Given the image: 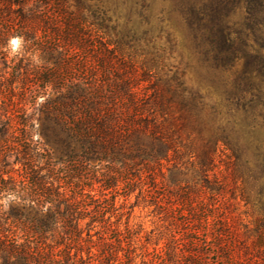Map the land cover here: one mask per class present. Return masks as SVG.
<instances>
[{
    "label": "trees",
    "instance_id": "trees-1",
    "mask_svg": "<svg viewBox=\"0 0 264 264\" xmlns=\"http://www.w3.org/2000/svg\"><path fill=\"white\" fill-rule=\"evenodd\" d=\"M14 35L46 56L23 69L44 99L15 121L0 70V264H113L121 234L101 261L82 247L120 184L183 230L161 262L264 264V0H0L5 65Z\"/></svg>",
    "mask_w": 264,
    "mask_h": 264
},
{
    "label": "rangeland",
    "instance_id": "rangeland-1",
    "mask_svg": "<svg viewBox=\"0 0 264 264\" xmlns=\"http://www.w3.org/2000/svg\"><path fill=\"white\" fill-rule=\"evenodd\" d=\"M239 19L240 13H235L233 16L234 22ZM252 45L256 49L260 48L261 50L258 44ZM262 55L264 56V52H262ZM5 56H7V65L4 64V60H0V70L2 71L5 69V66H9L8 73H14L13 76L9 75V78L11 76L10 79L15 81L13 84L15 87L14 91L6 92V95L8 97L10 96L8 98V106L14 113L15 121L19 119L25 120V116H30L34 113L38 104L44 98L38 97V84L34 78H30L31 76L26 77L23 69L30 70L28 72L29 75L34 74L35 71L38 73L39 69L45 68L46 66V56H44L42 51H34L32 49L25 51V45L23 54L11 56L7 52ZM33 57H35V60ZM0 59H2L1 55ZM15 64H17V68H20V72L18 73L12 69V67L15 68ZM111 66L113 69L121 70L132 67L133 64L131 62H124L123 64L121 59H114L110 64ZM241 69L242 66L238 67V70ZM4 76L8 77L7 74ZM259 81L263 82L262 87L264 88V78L262 79L260 77ZM39 87L42 86L40 85ZM9 92H11V95H9ZM220 151H222V148H220ZM219 156L222 160H226L222 153H219ZM88 178L94 179L90 173H88ZM92 188V194L96 195L97 191H99L98 185L93 184ZM143 189L141 185H136L133 192L126 193L123 190L122 184H120L117 187V193L108 196V198L114 199L116 209L112 214L109 213L111 210L103 214V218L110 223V233L107 234L104 241H98L95 236L92 237L91 243H85L83 245V251L90 249L93 256L101 261L103 258L102 252L106 250V245L113 241L112 239L116 232L118 235L121 234L124 236L125 240L115 244L114 247L120 249V251L117 253L118 257L116 258V262L113 264H165L161 262V259L165 258L169 253L168 248L165 247L166 241L173 233L177 237L182 235L183 230L177 224L178 222L175 223L170 216L159 214V211L152 202L140 194ZM160 193H163V191H160ZM103 204L106 206L108 202H104ZM225 212L231 228L236 235L242 237L244 227L249 225L251 220L247 209L241 202L237 201L231 202L226 207ZM175 253L176 255L170 264H185L186 260L180 256L179 248ZM210 263L215 264L214 262Z\"/></svg>",
    "mask_w": 264,
    "mask_h": 264
},
{
    "label": "clouds",
    "instance_id": "clouds-1",
    "mask_svg": "<svg viewBox=\"0 0 264 264\" xmlns=\"http://www.w3.org/2000/svg\"><path fill=\"white\" fill-rule=\"evenodd\" d=\"M24 45H25V38L20 35H14L8 39L4 51L8 52V54L11 56L20 55L23 54ZM33 59L35 60V57H33ZM8 199L12 200L14 199V197H9ZM0 204L5 205V208H7V205L9 203L8 201L0 200Z\"/></svg>",
    "mask_w": 264,
    "mask_h": 264
}]
</instances>
